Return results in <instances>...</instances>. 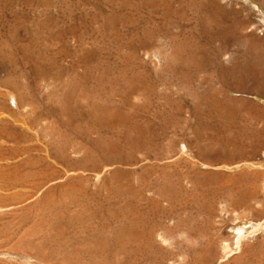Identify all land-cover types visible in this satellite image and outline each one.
Here are the masks:
<instances>
[{"label":"rangeland","instance_id":"rangeland-1","mask_svg":"<svg viewBox=\"0 0 264 264\" xmlns=\"http://www.w3.org/2000/svg\"><path fill=\"white\" fill-rule=\"evenodd\" d=\"M263 17L0 0V264H264Z\"/></svg>","mask_w":264,"mask_h":264},{"label":"bare ground","instance_id":"bare-ground-1","mask_svg":"<svg viewBox=\"0 0 264 264\" xmlns=\"http://www.w3.org/2000/svg\"><path fill=\"white\" fill-rule=\"evenodd\" d=\"M254 9H256V10H260L259 9V7L257 6V5H255L254 6ZM263 19H264V17H263ZM263 23H264V20H263ZM14 37V36H13ZM14 39H16V38H14ZM30 50V49H29ZM29 54V53H28ZM1 87V86H0ZM21 94V93H20ZM19 94V95H20ZM2 95V94H1ZM7 97V96H6ZM6 100V99H5ZM18 100L16 99V102H17ZM0 102H2V101H0ZM8 102V101H7ZM6 102V103H7ZM18 104V103H17ZM22 104V103H21ZM3 110V109H2ZM13 112H15V111H13ZM120 115V114H119ZM114 116H115V113H114ZM116 116H117V114H116ZM3 118V117H2ZM120 120V119H119ZM5 128V127H4ZM1 131V130H0ZM71 185V184H70ZM43 187V186H42ZM66 187V186H65ZM70 189V188H69ZM43 191V190H42ZM55 191V190H54ZM66 191V190H65ZM69 192V191H68ZM62 193V192H61ZM70 193H71V191H70ZM67 194V193H66ZM39 195V194H38ZM41 195V194H40ZM72 195V194H71ZM55 196V195H54ZM75 196V195H74ZM42 197L43 198H45V199H50V198H52L53 197V193H52V189L50 188L49 190H47V191H43L42 192ZM41 197V198H42ZM56 197V196H55ZM63 198V197H62ZM72 198V197H71ZM76 198V197H75ZM64 200V199H63ZM65 201V200H64ZM60 206V205H59ZM118 212V211H117ZM129 213V212H128ZM70 215V214H69ZM239 230H241V229H239ZM134 233V232H133ZM118 236V235H117ZM128 236H129V234H128ZM127 236V237H128ZM117 238V237H116ZM241 239H242V237L240 238V240H238V244L240 243V241H241ZM103 240V239H102ZM128 240H129V238H128ZM102 246V247H101ZM100 247L101 248H104L105 247V245H100ZM121 248V247H120ZM101 251V250H100ZM103 252V251H102ZM101 253V252H100ZM102 263V262H101Z\"/></svg>","mask_w":264,"mask_h":264}]
</instances>
